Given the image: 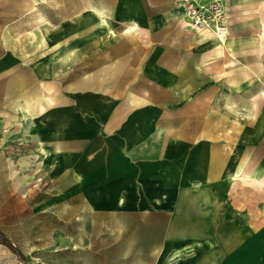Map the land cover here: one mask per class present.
<instances>
[{"label": "crops", "instance_id": "0c3cea01", "mask_svg": "<svg viewBox=\"0 0 264 264\" xmlns=\"http://www.w3.org/2000/svg\"><path fill=\"white\" fill-rule=\"evenodd\" d=\"M97 1L95 24L117 29L89 75L95 54L67 51L82 17L48 24L60 53H31L34 1L0 0V188L25 197L7 156L39 157L45 196L77 215H165L176 264H264V0H222L221 39L184 30L179 0ZM176 215L194 223L171 227Z\"/></svg>", "mask_w": 264, "mask_h": 264}, {"label": "rangeland", "instance_id": "374dc122", "mask_svg": "<svg viewBox=\"0 0 264 264\" xmlns=\"http://www.w3.org/2000/svg\"><path fill=\"white\" fill-rule=\"evenodd\" d=\"M33 1L35 8L31 10V53H60L59 33L54 32L55 29H49L48 24L52 27L78 15L84 20L82 33L79 38L74 37V32L79 27L68 26L67 51L82 45L86 56L95 54L93 61L88 60L96 67L88 72L89 75L106 69L108 55L112 53L107 46L109 31L117 27L95 24L97 16L90 9L92 6L97 8L105 17L107 11L100 6L103 3L97 0ZM27 2L31 3L29 8H32L33 3H25ZM82 5L84 10L76 8ZM225 14L228 19L229 13L225 11ZM176 19L180 21L182 16L177 14ZM140 28L127 33L133 53L140 48ZM154 28L161 31L163 26ZM169 28L171 26L164 27L165 30ZM124 29L125 27L122 30L125 31ZM192 32L197 34L193 30ZM216 38L221 39L218 36ZM262 40L264 39L261 38L260 45ZM91 51L94 53H90ZM7 157L17 168V173L27 176L31 191L21 197L9 193L6 188H0V231L15 243L26 264H176L175 261L182 256L176 253L167 257L166 251L172 248V243L171 240L163 243V230L169 226L165 215H91L86 209L83 215H77L74 204H64L59 202L58 197L45 196L47 187L43 183L45 174L42 164H39V157H36L33 165L29 155ZM37 165L40 171L32 173ZM190 216L192 215H176L174 224L171 223L170 226L184 230L194 223V219H188ZM172 238L179 239L178 241L183 239L168 237ZM184 244L187 241L181 243ZM189 255L191 254L184 256ZM25 263L0 245V264Z\"/></svg>", "mask_w": 264, "mask_h": 264}, {"label": "built area", "instance_id": "2783aa9c", "mask_svg": "<svg viewBox=\"0 0 264 264\" xmlns=\"http://www.w3.org/2000/svg\"><path fill=\"white\" fill-rule=\"evenodd\" d=\"M222 0H179L184 27L197 33L211 32L220 38L227 33V19Z\"/></svg>", "mask_w": 264, "mask_h": 264}, {"label": "trees", "instance_id": "16d2710c", "mask_svg": "<svg viewBox=\"0 0 264 264\" xmlns=\"http://www.w3.org/2000/svg\"><path fill=\"white\" fill-rule=\"evenodd\" d=\"M0 245L7 247L13 254L17 256V258L21 262L25 263L23 255L19 251L15 243L11 239H9L7 236H5L1 231H0Z\"/></svg>", "mask_w": 264, "mask_h": 264}, {"label": "bare ground", "instance_id": "6f19581e", "mask_svg": "<svg viewBox=\"0 0 264 264\" xmlns=\"http://www.w3.org/2000/svg\"><path fill=\"white\" fill-rule=\"evenodd\" d=\"M28 4H29V7H31V3H28V2H27V4H26V5H28ZM29 7H27V8H29ZM27 8H26V9H27ZM100 22H101L102 24L104 23V21H103V20H102V21H100Z\"/></svg>", "mask_w": 264, "mask_h": 264}]
</instances>
